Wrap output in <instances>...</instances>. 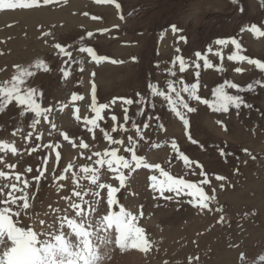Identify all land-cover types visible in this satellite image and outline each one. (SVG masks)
Segmentation results:
<instances>
[{
  "label": "rangeland",
  "instance_id": "374dc122",
  "mask_svg": "<svg viewBox=\"0 0 264 264\" xmlns=\"http://www.w3.org/2000/svg\"><path fill=\"white\" fill-rule=\"evenodd\" d=\"M77 1L53 0L44 5L40 0V6L31 9L0 10V85L19 75L16 66L29 68L34 75L25 78L22 91L25 87L35 88L39 93L37 103L42 109L51 108L47 119L43 115L39 117L34 128L35 113L26 111L15 100L0 111V142L17 149L15 155L0 151V171L8 177L0 178V188L5 190L0 199L8 198L12 183L23 187L22 181L29 182L31 209L18 226H31L38 231L39 220L44 219L58 229L56 217L64 214L69 202L81 204L87 212L88 205L75 197L74 191L87 193L84 199L97 208L95 218L107 214V189L90 184L80 172L81 167L92 166L99 169V183H112L115 173L109 172L106 165L103 168L95 165L97 157L92 153L115 147L120 149L118 155L130 159L123 146L110 145L104 139L101 131L104 129L113 139H123L125 146L128 136H133L138 141L137 155L148 163L159 164L169 175L200 185L206 195L216 197L209 205L212 211H200L189 203L194 198L187 190L180 196L173 194L175 199L170 201L154 193L148 177L156 175L162 180L159 171L137 168L129 174L124 169L125 185L116 197L126 210L137 216L136 226L144 229L152 247L147 252L135 248L121 252L114 244L113 229L110 259L104 264H264L259 259L264 255V87L256 85L251 92L225 88L228 94L241 95L252 105L242 106L240 110L230 107L227 113L215 112L208 104L188 100L187 94L182 93L195 109L193 112L181 109L189 121L187 135L183 122L171 112L167 101L153 96L147 87L151 82L167 93L170 80L178 89L184 84L197 83L200 100L214 102L213 90L226 80L239 88H246L256 80L264 83V72L254 65L228 60L236 51L233 45L215 43L217 39L235 38L241 45L240 54L264 62V37L248 31L252 25L264 30V0H235V3L233 0H115L120 5L117 11L120 19L123 16L119 25L114 22V14L102 10V4L96 0L80 6ZM172 25L177 28L175 33ZM89 31L92 37L87 35ZM46 33L50 35L45 36ZM181 36L187 43L179 39ZM57 43L65 52H71V57L55 48ZM82 43L108 59L101 64L87 53L79 52ZM197 51L212 67H204V60L195 56ZM178 55L186 61L184 72L180 71L178 61L173 64ZM37 61H43L45 67H31ZM236 67L243 71L237 73ZM169 69L175 72L174 76L169 74ZM62 70L69 76L64 77ZM93 85L97 104L109 107L102 110V119L97 121L99 127L89 132L84 117L95 116L91 110ZM73 94L83 99L73 101ZM137 94L145 98L143 104H123V99H139ZM171 95L175 97L174 92ZM114 98L116 102L112 103ZM124 107L129 109L127 121ZM141 108L144 112L138 115ZM132 123L141 128L144 140L135 135ZM145 123L149 125L147 129L143 127ZM121 124L127 131L120 130ZM161 124L162 130L158 128ZM113 127L117 129L115 132ZM189 136L197 143H192ZM81 140L89 145L88 149L79 148ZM173 141L179 152L193 162L191 167H186L171 148ZM46 145H53L55 150ZM69 164L73 167L64 172ZM28 168L32 171L27 172ZM42 171L45 175L37 182L35 177ZM73 172L78 174L75 182ZM16 175L21 176V181L15 180ZM60 175L64 180L58 179ZM53 176L57 179L53 180ZM216 176L225 179L218 181ZM206 177L209 184H201ZM112 186L119 187V182ZM93 192L101 195L94 197ZM49 205L52 209L60 208L61 212H52ZM216 208L223 211L216 212ZM111 210L118 211L119 207L114 205ZM67 214L75 218L71 209ZM64 231L69 230L65 227ZM189 257L193 258L191 262Z\"/></svg>",
  "mask_w": 264,
  "mask_h": 264
},
{
  "label": "snow or ice",
  "instance_id": "6c2138e0",
  "mask_svg": "<svg viewBox=\"0 0 264 264\" xmlns=\"http://www.w3.org/2000/svg\"><path fill=\"white\" fill-rule=\"evenodd\" d=\"M52 2L53 0H43L44 5H48ZM96 2L115 4L117 9L120 8V5L116 3L115 0H96ZM233 2L235 3V0H233ZM38 6H40V0H0V10L31 9ZM85 15H87V13H85ZM92 18L97 19V17ZM121 19H123V16H121ZM171 27L173 33H175L177 31L176 26L172 25ZM248 31L254 36L264 37V30H261V28L256 25H252ZM47 35L50 34L46 33L45 36ZM87 35L92 37L93 33L89 31ZM179 39L187 43L185 37L181 36ZM81 40L83 41V37H81ZM215 43L217 45H227L230 43L235 47L236 51L228 56V60L240 62L247 61V64L254 65L261 72H264V62L257 59H250L240 54L242 51L241 45L235 38L231 40L217 39ZM54 47L58 48L61 53L71 57V52H65V49L62 48L59 43L55 44ZM176 50L177 52L180 51L179 48ZM209 51H211V49H209ZM79 52L87 53L88 56L98 63L108 59L104 55H97L92 47H86L83 43L79 47ZM217 55H219V53H217ZM195 56L197 59L204 60L205 68L212 67L207 58L202 57L199 51L195 53ZM177 61L179 62L180 71L184 72L186 67L185 59L178 55L175 57L173 64ZM111 62L117 63L118 61L112 60ZM79 63H83V61H79ZM31 67L42 68L45 67V65L43 61H37ZM197 67H199V65H197ZM16 68L19 75L13 76L11 82L5 81L3 85H0V111H3L9 102L15 100L17 104L25 106L26 111L30 110L32 113H35L36 118L32 120V127L34 128L36 124L39 123V117L43 115L44 118L47 119V113L51 111V108H41V105L37 103L36 100V96L39 95V93L35 88L25 87L22 91L21 86L25 84V78L33 76L34 73L30 71L29 68H20L19 66H16ZM45 70L47 69L45 68ZM80 70L83 71L84 69L81 68ZM222 70L223 69H218V71ZM235 71L240 73L243 69L241 67H236ZM169 74L174 76L175 72L169 69ZM63 75L64 77H68L69 73L63 71ZM196 75L199 76V72H197ZM179 83L183 84V81ZM256 85L264 87V83H262L261 80L249 83L246 88H239L237 84L226 80L224 84H221L213 90L212 94L215 97L214 102L200 100V97L197 95V83L184 84L183 87L178 89L175 86V82L170 80L167 84V93L160 91L156 84L151 82L148 83L147 87L153 96H161L167 101L171 112L183 122L185 134L187 135L189 121L181 109H186L187 112H193L195 109L189 106L188 102L182 96V93L187 94L188 100L200 101L201 103L208 104L215 112L227 113L230 107L240 110L242 106L244 108H251L252 105L246 103L241 95L228 94L225 88L236 89L238 92H251L255 89ZM92 91L91 110L95 113V116L91 119H89L88 116L84 117L85 126H90L88 127L89 132H91L93 128L99 127L97 121L102 119L101 112L109 107V105L104 103L97 104L94 85ZM173 92L175 93V97L171 95ZM137 95L139 99L135 101L131 98L123 99V104L129 106L134 103L143 104L145 98L140 94ZM71 99L77 101L82 100L83 97L73 94ZM115 102L116 98L113 99L112 103ZM123 111L125 113V120L127 121L129 119L127 116L129 109L124 107ZM143 112L144 109L141 108L138 110L137 114L142 115ZM20 116H24V111L20 112ZM77 119H79V117H77ZM112 120H116V117L112 116ZM217 123H220V121H217ZM52 127L55 128V125L53 124ZM131 127L135 129V135L139 137L140 140L145 139L144 133L136 123H132ZM143 127L147 129L149 127L148 123H145ZM119 128L122 132L127 131L123 124L119 125ZM158 128L162 130L163 125H158ZM116 130V127L112 128L113 132ZM101 131L103 132L104 139L107 140L110 145L123 146V151L125 153H130V159L126 158L123 154L118 155L120 149L115 147L106 149L103 152L96 151L92 153V156L97 157V159L94 160L95 165L100 166V168L106 165L109 172L115 173L112 183H99L100 173L97 168L89 165L80 168V172L84 174L82 177L83 179L88 180L90 184L100 189H107V214L100 218H95L94 214L97 208L93 207L92 203L84 199V195H87V193L81 195L80 191H74L73 195L81 200L83 204L88 205L87 212L82 210L81 204L69 202L68 207L64 209V214L56 217L59 222L58 229L53 223H47L44 219L39 220L38 231L33 230L31 226H18L22 224V218L27 216L31 209L28 189L29 182L27 180L22 181L23 187H18L16 183H12L10 185L11 190L7 193L8 198L0 199V264H104L107 259H110V245L113 244L111 230L113 229L115 231L114 244L121 252L128 248L139 249L142 252L149 251L152 244L146 237L144 229L136 226L137 216H135L132 211L126 210L116 197V193L125 185L126 176L124 175V169H127L129 174L137 168L155 169L160 172L163 179H158L156 175L149 176L148 179L152 181L149 187L154 193H157L159 197L170 201L175 199V196H180L187 190V194L194 198L189 201L194 208H198L200 211L205 209L212 211L209 205L215 201V195H206L204 189L200 185L190 183L183 178H176L169 175L168 172L161 169L159 164L148 163L143 156L137 155L139 150L138 141L134 139L133 136H128L127 146H125V141L123 139H113L107 131L104 129H101ZM29 135H31V133H29ZM61 135L64 134L61 133ZM188 138L192 143H197V141L192 140L191 136ZM37 139H39V137H37ZM64 139L68 140V136L64 135ZM158 146L159 145L153 144V147ZM46 147L55 150L53 145H46ZM79 148L88 149L89 145L81 140ZM171 148L177 152L179 159L183 161L186 167H191L193 162L189 160L188 156L179 152L175 141L172 142ZM5 150L11 152L13 155L17 152V149L11 144L0 142V151ZM221 154L224 155L223 152H221ZM92 156H89L88 159L92 160ZM56 159L57 161L60 159L59 152L56 153ZM45 163H47V161H45ZM10 167H13V165H10ZM72 167L73 165L69 164L63 171L68 172ZM26 171L31 172L32 169L28 168ZM53 171H55V169H53ZM44 175L45 173L43 171L40 172V174L35 177V180L39 182ZM193 175H195V173H193ZM200 175L203 176L204 173L201 172ZM0 178L7 179L8 177L3 171H0ZM52 179L55 180L57 177L53 176ZM58 179L64 180V176L60 175ZM72 179L74 182L78 179V174L76 172L72 173ZM216 179L218 181H223L225 177L216 176ZM15 180L21 181V176L16 175ZM115 181L119 182V187L112 186ZM201 184L208 185L209 179L206 177L201 181ZM75 186L79 187L78 184ZM221 187H223V185H221ZM4 191V188H0V195L4 194ZM17 192H21L22 194L17 196L15 195ZM173 194H175V196ZM92 195L94 197H99L101 193L93 192ZM197 197L198 199H195ZM62 199L68 201L69 197H62ZM114 205L119 207L118 211L111 210ZM49 208L54 213L61 212L60 208L52 209L51 205H49ZM140 208V215L143 216V206H140ZM68 209H71L75 213V218L68 216ZM215 211L222 212L223 209L216 208ZM45 215H47V213H45ZM76 218H79L78 221ZM65 227L69 230L67 233L64 231ZM40 237L43 238L41 239ZM192 259L193 258L189 257L190 262ZM241 259H243V254H241ZM259 259L264 261V255L260 256Z\"/></svg>",
  "mask_w": 264,
  "mask_h": 264
},
{
  "label": "crops",
  "instance_id": "0c3cea01",
  "mask_svg": "<svg viewBox=\"0 0 264 264\" xmlns=\"http://www.w3.org/2000/svg\"><path fill=\"white\" fill-rule=\"evenodd\" d=\"M91 2H94V3H96L94 0H78L77 1V3H78V6H80V5H84V4H90ZM102 4V10H105L106 12H112L113 14H114V22L116 23H118V25L121 23L120 21H121V19H120V17H119V14H118V10L119 9H117L116 8V6H115V4H103V3H101ZM112 14V15H113ZM120 19V20H119ZM114 23V24H115ZM112 61V60H111ZM101 64H102V62H100Z\"/></svg>",
  "mask_w": 264,
  "mask_h": 264
}]
</instances>
